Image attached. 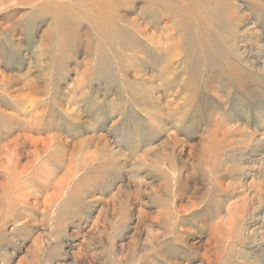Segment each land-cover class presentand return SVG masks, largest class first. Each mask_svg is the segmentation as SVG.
Instances as JSON below:
<instances>
[{"label": "rangeland", "instance_id": "rangeland-1", "mask_svg": "<svg viewBox=\"0 0 264 264\" xmlns=\"http://www.w3.org/2000/svg\"><path fill=\"white\" fill-rule=\"evenodd\" d=\"M101 1L0 0V264H264V0Z\"/></svg>", "mask_w": 264, "mask_h": 264}, {"label": "bare ground", "instance_id": "bare-ground-1", "mask_svg": "<svg viewBox=\"0 0 264 264\" xmlns=\"http://www.w3.org/2000/svg\"><path fill=\"white\" fill-rule=\"evenodd\" d=\"M115 1V2H114ZM112 2V0H103V1H101V3H99L100 5H103V4H105V5H109V3H111ZM113 2L115 3V4H119L118 3V0H113ZM100 16H102V14L100 15ZM136 21V20H135ZM145 32V31H144ZM12 78V77H11ZM32 92V91H31ZM8 94V93H7ZM25 134V133H24ZM52 136V135H51ZM22 137H24L25 139H28L29 138V136L28 135H23V134H18V135H16L12 140H10V142H7V143H4V144H2L1 146H0V154H5V159H6V162H7V164L9 165V160H10V155H11V153L9 152V150H7V148L9 147V145H10V143H17ZM52 137H50L49 139V141H51V140H53V139H51ZM47 140H46V144H47ZM45 145V144H44ZM47 146V145H46ZM50 147V146H49ZM5 151V152H4ZM34 152H36V153H34L33 154V162L34 161H36L37 159H38V157H37V155H38V151H36V150H34ZM30 163V162H29ZM32 165V164H31ZM7 167V166H6Z\"/></svg>", "mask_w": 264, "mask_h": 264}]
</instances>
